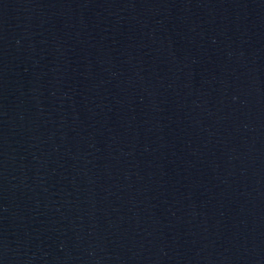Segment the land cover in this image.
Segmentation results:
<instances>
[{"label": "water", "instance_id": "1", "mask_svg": "<svg viewBox=\"0 0 264 264\" xmlns=\"http://www.w3.org/2000/svg\"><path fill=\"white\" fill-rule=\"evenodd\" d=\"M0 264H264V0H0Z\"/></svg>", "mask_w": 264, "mask_h": 264}]
</instances>
